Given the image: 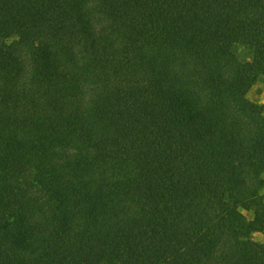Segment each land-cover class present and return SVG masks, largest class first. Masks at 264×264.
Masks as SVG:
<instances>
[{
    "label": "trees",
    "instance_id": "trees-1",
    "mask_svg": "<svg viewBox=\"0 0 264 264\" xmlns=\"http://www.w3.org/2000/svg\"><path fill=\"white\" fill-rule=\"evenodd\" d=\"M260 75L264 0H0V264H264Z\"/></svg>",
    "mask_w": 264,
    "mask_h": 264
},
{
    "label": "rangeland",
    "instance_id": "rangeland-1",
    "mask_svg": "<svg viewBox=\"0 0 264 264\" xmlns=\"http://www.w3.org/2000/svg\"><path fill=\"white\" fill-rule=\"evenodd\" d=\"M234 49L242 61H254L255 56L253 50L247 45L237 43L234 45ZM248 97L257 103L262 104L264 108V75H260L258 77L256 83L249 91ZM246 213L248 216L250 217L252 216L251 212H246ZM252 237L256 241L259 242L264 241V234L262 232L253 233Z\"/></svg>",
    "mask_w": 264,
    "mask_h": 264
}]
</instances>
